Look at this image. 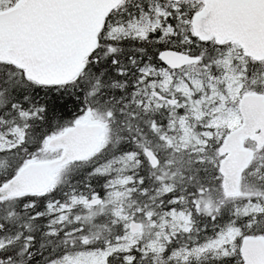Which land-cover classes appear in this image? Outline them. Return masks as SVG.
<instances>
[{
  "label": "snow or ice",
  "instance_id": "obj_1",
  "mask_svg": "<svg viewBox=\"0 0 264 264\" xmlns=\"http://www.w3.org/2000/svg\"><path fill=\"white\" fill-rule=\"evenodd\" d=\"M0 264H264V0H0Z\"/></svg>",
  "mask_w": 264,
  "mask_h": 264
}]
</instances>
